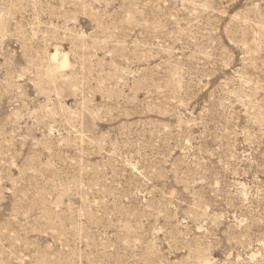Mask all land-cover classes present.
<instances>
[{
	"label": "rangeland",
	"instance_id": "374dc122",
	"mask_svg": "<svg viewBox=\"0 0 264 264\" xmlns=\"http://www.w3.org/2000/svg\"><path fill=\"white\" fill-rule=\"evenodd\" d=\"M0 264H264V0H0Z\"/></svg>",
	"mask_w": 264,
	"mask_h": 264
},
{
	"label": "bare ground",
	"instance_id": "6f19581e",
	"mask_svg": "<svg viewBox=\"0 0 264 264\" xmlns=\"http://www.w3.org/2000/svg\"><path fill=\"white\" fill-rule=\"evenodd\" d=\"M70 67L71 62L68 53L56 48L50 55V62L46 71L47 79L55 83L57 78L62 77L65 73L64 71Z\"/></svg>",
	"mask_w": 264,
	"mask_h": 264
}]
</instances>
